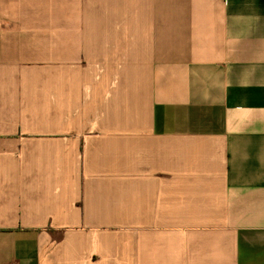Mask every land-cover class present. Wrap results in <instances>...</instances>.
Returning a JSON list of instances; mask_svg holds the SVG:
<instances>
[{"label":"crops","instance_id":"1","mask_svg":"<svg viewBox=\"0 0 264 264\" xmlns=\"http://www.w3.org/2000/svg\"><path fill=\"white\" fill-rule=\"evenodd\" d=\"M0 264H264V0H0Z\"/></svg>","mask_w":264,"mask_h":264}]
</instances>
